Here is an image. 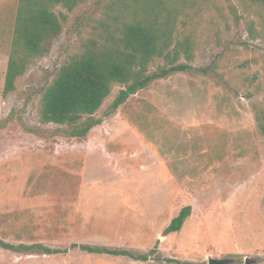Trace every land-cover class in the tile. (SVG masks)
Instances as JSON below:
<instances>
[{"label":"rangeland","instance_id":"374dc122","mask_svg":"<svg viewBox=\"0 0 264 264\" xmlns=\"http://www.w3.org/2000/svg\"><path fill=\"white\" fill-rule=\"evenodd\" d=\"M96 1L69 14L48 40L49 53L4 95L16 13L0 0V124L12 118L0 127V240L125 249L148 260L0 248V264H208L210 257L264 264V136L252 110L264 97V44L248 40L227 0H220L225 19L213 14L201 27L193 62L216 61L219 77L190 72L155 81L83 139H41L24 129L55 128L39 119L42 92L78 41L75 16L97 14ZM187 206L181 231L167 234Z\"/></svg>","mask_w":264,"mask_h":264},{"label":"trees","instance_id":"16d2710c","mask_svg":"<svg viewBox=\"0 0 264 264\" xmlns=\"http://www.w3.org/2000/svg\"><path fill=\"white\" fill-rule=\"evenodd\" d=\"M89 1L19 0L4 95L15 91L17 79L32 60L49 53L48 40L63 31L69 14ZM227 2L236 24L243 22L248 40L264 44V0ZM95 5L97 14L75 16L78 41L67 59L55 68L51 82L42 92L39 119L55 128L24 127L38 138H86L130 97L155 81L177 73L218 76L216 61L205 68H196L193 62L205 21L213 14L225 19L220 0H98ZM116 86L122 89L98 117L97 112ZM252 110L257 128L264 136V97L252 103ZM11 119L7 118L0 127ZM191 214V206L182 208L166 233L181 231ZM0 248L15 254L44 255L78 249L89 254L148 260L145 254L90 245L73 244L69 249H53L42 244L13 245L0 240Z\"/></svg>","mask_w":264,"mask_h":264},{"label":"water","instance_id":"95a60500","mask_svg":"<svg viewBox=\"0 0 264 264\" xmlns=\"http://www.w3.org/2000/svg\"><path fill=\"white\" fill-rule=\"evenodd\" d=\"M208 264H230V259H216L214 257H210ZM245 264H254V261L247 258Z\"/></svg>","mask_w":264,"mask_h":264},{"label":"crops","instance_id":"0c3cea01","mask_svg":"<svg viewBox=\"0 0 264 264\" xmlns=\"http://www.w3.org/2000/svg\"><path fill=\"white\" fill-rule=\"evenodd\" d=\"M4 1L5 4L11 3V6L14 7L15 13L17 14L19 0H4Z\"/></svg>","mask_w":264,"mask_h":264}]
</instances>
